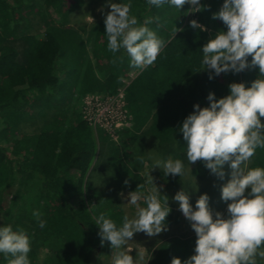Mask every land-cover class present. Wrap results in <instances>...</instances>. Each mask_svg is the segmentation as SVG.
<instances>
[{
    "label": "trees",
    "instance_id": "16d2710c",
    "mask_svg": "<svg viewBox=\"0 0 264 264\" xmlns=\"http://www.w3.org/2000/svg\"><path fill=\"white\" fill-rule=\"evenodd\" d=\"M222 2L202 0L206 10L195 17L208 30L201 31L184 24L181 14L167 5L155 8L145 0H131L130 14L166 41L154 64L139 71L129 67L123 50H107L104 19L88 32L70 26V16L82 10L73 2L68 6L65 0H0V226L11 224L29 235L31 264H105L100 258L109 242L101 247L95 215L105 212L119 226L125 214L133 218L138 209L123 208L107 195H91L86 178L92 164L104 158L118 163V174L132 171L131 177H138L143 186L139 190H145L150 185L144 184L147 177L140 171L146 136L168 148V155H185L178 128L193 105L206 107L209 92L219 99L228 94L230 83L247 87L257 78L258 69L212 80L200 71L201 47L216 32L226 31L220 20L212 19ZM133 72L139 74L126 90L133 124L120 133V150L83 120L78 101L82 104L90 94H116ZM110 145L116 154L111 155ZM249 167H264V149L256 150ZM194 168L192 175L199 178ZM161 177L162 171L157 175ZM134 184L129 183L136 191ZM33 211L41 213L44 228ZM168 220L175 224L181 217L170 214ZM193 244V239L167 240L151 264L183 261L194 254ZM0 264H7L3 255Z\"/></svg>",
    "mask_w": 264,
    "mask_h": 264
},
{
    "label": "clouds",
    "instance_id": "9594fccd",
    "mask_svg": "<svg viewBox=\"0 0 264 264\" xmlns=\"http://www.w3.org/2000/svg\"><path fill=\"white\" fill-rule=\"evenodd\" d=\"M145 3L155 8L167 5L179 13L188 5L193 16L189 26L206 29L195 17L206 10L202 0ZM105 7L109 9L104 15L107 50L113 54L123 50L129 67L139 71L153 65L166 41L130 14L131 0H106ZM212 19L220 20L226 31L216 32L201 47L200 71L208 72L209 80L252 69H258V76L247 87L243 82L230 83L228 94L219 99L209 92L208 106L193 105L194 110L178 128L185 142L187 164L201 161L220 180L225 179L227 166L229 179L220 189L226 213H213L206 193L199 195L195 206L184 190L172 198L178 202V210L190 223L196 240L193 255L183 261L173 258L171 264H264V167H249L256 150L264 149V0H223ZM177 31L174 26L173 32ZM124 82L129 83L123 79ZM154 168L161 169L165 177L181 179L188 171L184 161L171 157L154 160ZM144 184L151 186L146 193L139 191L143 187L139 185L128 195V204L136 205L141 197L145 203L133 218L125 214L118 226L105 212L95 215L101 247L109 242L112 249V264H141L143 257L134 259L128 254L130 246H124L136 233L151 237L167 230L166 218L171 211L168 197L160 195L150 174ZM33 216L44 228L41 213L33 211ZM30 251L31 239L23 229L14 230L11 224L0 226V255L7 264H31Z\"/></svg>",
    "mask_w": 264,
    "mask_h": 264
},
{
    "label": "rangeland",
    "instance_id": "374dc122",
    "mask_svg": "<svg viewBox=\"0 0 264 264\" xmlns=\"http://www.w3.org/2000/svg\"><path fill=\"white\" fill-rule=\"evenodd\" d=\"M73 2V5H76L78 7H81L82 10L76 11L73 16H70V26L73 27L74 29H80V28H84L85 31H89V28L91 27V25L100 19L104 18V15L109 11L108 8L105 7V3L106 0H83V2L81 3L80 0H65V3L70 6V4ZM93 10V12L91 13V11ZM50 14L52 15L51 17L56 19V13L55 11L51 10ZM193 17V16H192ZM60 20V18H58V21ZM40 30L41 28L38 26L37 30ZM205 30H208V26L206 27ZM42 31V29L40 30V32ZM87 51H89V56L92 58V52H91V48H87ZM93 61H95V58L93 57ZM71 72L75 73L76 71H74L73 68L69 69ZM131 76L135 77L136 76V72H133L132 74H130ZM82 95V94H80ZM80 108H81V114L82 116L84 115V112H82V107H81V101H78ZM83 118V117H82ZM29 133L33 132V128H29L28 129ZM101 134V132H100ZM147 138V150L143 153V163H145L146 161L148 162V168L146 169L145 172V177L148 176V174H150L154 180L157 179V175L159 172V168H154L153 169V163L154 160L156 159H160V160H164L167 159L169 157H171L172 159H181L183 161V159L185 158V155L183 154H167L164 153L165 151H167V149L161 145L155 144V139L153 137L150 136H146ZM120 139H121V135H120ZM120 139L119 142H113L111 141L113 144H118V147H121L120 145ZM97 143L98 139H97ZM112 144V145H113ZM110 145L109 148L112 146ZM13 147L12 144L8 145V148ZM12 149V148H11ZM112 150H110L111 155L113 154V151L116 152V148L115 147H111ZM108 149L105 150V152H107ZM141 152V150H140ZM149 152H151L149 154ZM141 156V158H142ZM21 157V156H20ZM114 158H117L119 160V158L122 157H118V155H115ZM105 159V160H104ZM101 159L99 161V163L97 164V166H95V164L97 163V160L95 163L92 164L91 169L89 170L88 176L86 178V182L87 185L89 187V189L92 191L91 195H107L109 200L115 201V202H120L125 200V198L127 197V191H132L134 192L135 190L131 187V185H135V183L137 184V188L139 187V184L137 182L138 177H131L130 174H132V171H129L128 169L126 170V174L124 173H119L117 172V169L115 168V166H117V168L120 167V164L118 163H112L111 160H106V158ZM104 160V161H103ZM140 164V163H139ZM95 166V167H94ZM144 169H142L140 171V173H142ZM195 171H199V178H197V176H193L190 177V173L185 174V177L187 178V182H183L184 177L181 179H176L175 183L173 181V179L171 180V183H173V186L168 187V189L170 188H175L176 184L177 185H181V187H184V191H186L190 197V203L195 206V202L198 199L199 195L201 194H207L209 196V207L210 209L213 211V213L215 212H221V213H226V208H227V204L225 202H223L221 200V192L220 189L222 187L223 184H225L227 182V180L229 179L227 172L229 171L227 169V166H225V171H226V176L224 180H220L218 179L216 176L210 174V171L208 169H206L203 165H196V167L194 168V172ZM76 175H78V173H75ZM128 175V176H127ZM202 175V176H201ZM126 178H125V177ZM137 179V180H136ZM134 180V181H133ZM125 181H127V184H125ZM139 181V180H138ZM131 185H129V183ZM141 193H143L142 190H139ZM126 192V193H125ZM177 193V192H176ZM175 193V194H176ZM174 194V196H175ZM173 196V197H174ZM90 197V196H89ZM169 203L172 205H174L175 207H179L178 202L174 201L171 202L169 201ZM123 208H127L129 205L128 202L125 204H122ZM128 205V206H127ZM145 206V204H143V207ZM135 207V206H133ZM139 209L140 207H142L141 205H137ZM177 211V210H175ZM178 212V211H177ZM176 212V213H177ZM179 213V212H178ZM184 227V228H182ZM168 232L167 237H162L163 239H166L169 237L170 241L172 238H189V239H193V241L196 240V236L194 231L191 229L190 227V223L188 221L183 220L178 227H171V229H167L166 230ZM163 233V231L159 234H156L154 236H147L145 233H143L142 239H145V241L152 242L154 241L155 243V239L159 237L161 234ZM137 235V233H136ZM135 234L133 236V238L131 239V241H129V243L124 246L125 248L127 246H130L131 250H128V254H136L137 255V250L136 249V242H135ZM159 239L158 243L162 242L163 240ZM194 247H195V242H194ZM105 252L106 255H102L100 260L103 262H106V264H112L113 261V255H112V249L110 247H108V245H106L105 247ZM156 255V254H155ZM136 259V258H134ZM145 260V261H144ZM142 259L141 264H144L145 262H147V259ZM150 262V260H148Z\"/></svg>",
    "mask_w": 264,
    "mask_h": 264
},
{
    "label": "built area",
    "instance_id": "2783aa9c",
    "mask_svg": "<svg viewBox=\"0 0 264 264\" xmlns=\"http://www.w3.org/2000/svg\"><path fill=\"white\" fill-rule=\"evenodd\" d=\"M83 120L96 132H104L113 142L120 133L132 127L133 116L126 96V88L114 95L90 94L82 100Z\"/></svg>",
    "mask_w": 264,
    "mask_h": 264
},
{
    "label": "crops",
    "instance_id": "0c3cea01",
    "mask_svg": "<svg viewBox=\"0 0 264 264\" xmlns=\"http://www.w3.org/2000/svg\"><path fill=\"white\" fill-rule=\"evenodd\" d=\"M184 12H188V15H185V13ZM181 16H182V18H183V21H184V24H187V23H189L190 21H192V12H190L189 11V6L188 5H184V7L181 9ZM104 19V18H103ZM100 20H102V19H100ZM97 21H99V20H97ZM97 21H95V22H97ZM94 22V23H95ZM94 23L91 25V26H93L94 25ZM203 26L204 27H207V25L206 24H203ZM183 27V26H182ZM178 33V32H177ZM177 33H175V34H177ZM174 34V35H175ZM134 78L135 77H132L130 74L125 78V80H127L129 83H127V82H124V85L123 86H126V88L127 87H129L130 86V84H131V82H132V80H134ZM81 106H82V104H81ZM128 130V129H127ZM126 131V130H125ZM121 143H122V141H121ZM155 144H158L157 143V141L155 142ZM121 145V144H120ZM159 145V144H158ZM117 149H122V147H117ZM147 150V143H146V149H144V151H143V153L145 152ZM183 161H184V163H185V165H186V167H187V169H188V171L186 172V174H188V173H190L191 175L193 174V168L196 166V165H198V161L197 162H195V163H193V164H191V165H188L187 164V161H186V159L184 158L183 159ZM148 168V162L146 161L145 163H144V166H143V168L142 169H144L143 170V172L145 173L146 172V169ZM160 171H162L161 169H159V172ZM159 172H158V175H159ZM190 175V177H192ZM180 177L179 176H176V177H173V176H168V177H165V176H163V177H161V179L160 178H157L156 180H154V183L156 184V186L158 187V189H159V191H160V195L161 196H167L168 197V199H172L173 198V196H174V194L176 193V192H179V191H181V190H184V187H181V185H177L176 184V187L175 188H170V189H168V187H169V185L170 186H173L174 184L173 183H171V180L173 179V181H174V183H175V181H176V179H179ZM183 182H187V178L184 176V179H183ZM151 187V186H150ZM150 187H146L145 188V190H142L143 191V193H146L147 192V190L150 188ZM130 192H132V191H127V197L125 198V200H123V201H120L121 202V204H125V202L127 203L128 202V195H129V193ZM126 193V192H125ZM142 202H143V204H144V201H143V199H142V197L140 198V199H138V201H137V204L136 205H127L128 206V208H133V206H135L136 208H138L137 207V205H141L142 204ZM172 202H173V199H172ZM175 205V204H174ZM173 204L171 205L170 203H169V207H170V209L171 210H174V211H170V214H171V216L172 217H176L177 215L178 216H180L181 217V220L179 221V223H175V224H172L171 222H169V216L166 218V223H167V229H171V227H178L179 226V224L183 221V220H185V221H187L185 218H184V216L182 215V213L178 210L179 209V207H175ZM175 210H177V211H175ZM177 212V213H176ZM169 214V215H170ZM182 228H184V227H182ZM143 234V232H140V233H137V235L135 234V242H136V249L138 248V250H137V255L136 254H130V255H132L133 256V258H136L138 255H140V256H142L143 257V260L144 259H147V262H145L144 264H151V262L153 261V259L155 258V257H157V255H158V253H159V248L163 245V244H165V242L167 241V240H170L169 239V237L168 238H166V239H163L162 237H167V235H168V232L167 231H163V233L159 236V237H157V238H154L155 239V243H154V241H152V242H147V241H145V239H142V235ZM162 238V242H160V243H158V241H159V239H161ZM175 239H184V240H186V239H189V238H172L171 240H175ZM195 242V241H194ZM192 251L194 252V244H193V249H192ZM156 254V255H155ZM148 260H150V262L148 261ZM145 261V260H144Z\"/></svg>",
    "mask_w": 264,
    "mask_h": 264
},
{
    "label": "bare ground",
    "instance_id": "6f19581e",
    "mask_svg": "<svg viewBox=\"0 0 264 264\" xmlns=\"http://www.w3.org/2000/svg\"><path fill=\"white\" fill-rule=\"evenodd\" d=\"M119 142V141H118Z\"/></svg>",
    "mask_w": 264,
    "mask_h": 264
}]
</instances>
